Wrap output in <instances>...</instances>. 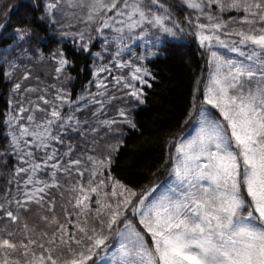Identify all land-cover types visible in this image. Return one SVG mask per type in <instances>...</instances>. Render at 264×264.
Masks as SVG:
<instances>
[{"label": "snow or ice", "instance_id": "1", "mask_svg": "<svg viewBox=\"0 0 264 264\" xmlns=\"http://www.w3.org/2000/svg\"><path fill=\"white\" fill-rule=\"evenodd\" d=\"M184 3L195 15L186 18L193 35L210 52L211 70L203 89L199 83L193 89L188 119L195 115L194 134L176 142L175 156L166 161L172 179L132 187L112 175L113 153L122 141L109 145L106 155H93L95 147L81 148L71 139L66 144L70 133L87 141L88 133L98 131L75 115L89 103L100 104L93 116L102 113L103 101L94 94L83 105L64 88L53 100L39 95L10 116V139L0 153V159L11 154L18 161L8 181L15 180V195L9 189L0 201V264H100L109 254L112 264H264V0ZM66 9L76 10L74 16L78 11L87 28L95 25L101 35L112 29L120 40L151 29L184 31L161 0H50L44 11L55 24ZM232 11L243 15L225 18ZM53 58L59 59V74L69 61L60 50ZM118 67L130 68V79L121 75L115 83L123 81L131 89L126 95L142 102L137 83L150 86L151 70L131 60ZM110 71L109 65L96 68L98 88L105 90L100 95L107 85L99 73ZM118 115L123 120L99 123L136 127L125 109ZM33 205L41 214L30 224Z\"/></svg>", "mask_w": 264, "mask_h": 264}, {"label": "trees", "instance_id": "2", "mask_svg": "<svg viewBox=\"0 0 264 264\" xmlns=\"http://www.w3.org/2000/svg\"><path fill=\"white\" fill-rule=\"evenodd\" d=\"M161 2L169 7L173 19L184 26V31L177 30L175 35L159 33L163 38L161 54L147 63L155 79L149 78L150 86L143 87V101L126 95L128 91L114 83L102 95L104 102L107 101L109 114L101 116V119L110 118L115 113L112 117L117 120V113L124 108L136 127L118 123L107 130L96 120L98 131L95 146L92 140L70 137L78 147L82 148L85 144L89 150L95 147L94 155H106L110 151L109 145L122 141L113 153L110 171L132 187L144 186L150 182L164 183L169 178V164L166 161L170 155L175 156L174 144L195 124V115L191 120L188 119L193 89L198 83L203 89V82L210 72V52L200 46L193 35L194 26H190L186 19L189 16L195 19L193 10L186 6L184 0ZM45 6L46 0H0V55L9 47H22L34 58L42 56L51 63L57 50H60L69 61L63 75L67 79L65 87L71 94V99L76 100L94 82L93 53L99 48L95 42L96 29H87L90 32L83 41L77 36L65 40L62 38L64 32L77 33L85 25L70 26L73 18L67 15V9L56 14L58 22L52 25L45 14ZM240 15L243 13L232 11L226 13L225 18ZM21 29L25 34L19 39ZM82 44H88L87 49L82 48ZM7 67L6 62L0 61V153L10 139L7 115L12 106L19 107L16 94L23 87L22 83L19 90L15 89L14 85L23 77L20 74L19 79L17 75L10 76ZM54 93L53 91L52 95ZM5 163L9 166L5 167ZM17 163L11 154L0 159V201L9 189L15 195L16 182L13 180L9 184L8 181L13 179L12 169ZM40 214L41 210L33 205L28 214L29 223L37 222Z\"/></svg>", "mask_w": 264, "mask_h": 264}, {"label": "rangeland", "instance_id": "3", "mask_svg": "<svg viewBox=\"0 0 264 264\" xmlns=\"http://www.w3.org/2000/svg\"><path fill=\"white\" fill-rule=\"evenodd\" d=\"M49 2L50 0H46V5ZM73 11L76 10H68L67 12V15L72 16L73 18L72 22L70 23V26L83 25V24L85 25V23L78 18L80 15L79 12L77 11V15L74 16L72 14ZM202 20H204V18H202ZM49 22H51L52 25L54 24L50 19ZM87 29L89 28L85 26L83 30H80L77 33L64 32L62 38H64L65 40L67 39L69 40L70 38L77 36L80 39L78 33L83 32L85 36L87 33L90 32V31H86ZM91 29H96V26L92 25ZM95 33H96L95 42L98 44L99 48L98 50H96V52L93 53L92 67L94 71V82L92 85L88 86V88L78 97V99L73 101H79L80 105H83L84 100H88V101L92 100V95H89V93H91L95 95L96 100L103 101V109H102V113L97 112V114L93 116V112H95L96 109L100 107V104L89 103L87 107H81L80 110L76 111L75 115L81 121H84L85 119L90 121V124L84 125V127H90V126L96 127V120H98V122L104 120H111L114 119L112 116L115 115L114 113L110 118L101 119V116L109 114V112H108V108L106 107L107 101L104 102V98L102 97V95L99 94L104 92L105 90L98 88L96 68L103 65L110 66L111 68L110 73L108 72L99 73V77L101 79H105V83L107 85V91H108L110 90L111 86H113L112 85L113 83L117 85L114 80L115 77L124 75L130 79V68L118 67L119 61L122 60L127 62L131 60L135 63H140L147 66L148 61L156 58L157 56H159V54H161V46L163 44V38L160 37V34L155 29H151L144 37H140L136 35L129 39L127 34H125L123 40L118 39L117 33H115L112 29H104L103 35H101L98 31H96ZM21 38L22 35L20 34L19 39ZM215 50L219 51L221 54L224 55H229L232 57L237 56V54L231 53L224 48H217ZM151 51H157V55L155 56L148 55V53ZM117 52L120 53L119 57L116 56ZM139 56H144L145 59L138 60L137 58ZM0 61L7 63L8 65L7 69L10 76L17 75L18 78L20 74L23 77L18 81L20 85L23 83L22 90L17 91L18 93L16 94L17 98L19 99V107L21 105H23L26 108L30 107L29 101L35 102L36 98L39 95H45L49 100H53L54 94L57 92L58 89L60 88L66 89L65 84L67 79L65 80V78H63V75L66 70L65 68L68 66V64L64 67V70L61 73L57 74L56 68L59 66L58 58L55 59L53 58V60L50 63L48 59L46 61L42 56H38L34 58L32 54L27 53L26 49L22 47H15V48L9 47L8 49L3 51L2 55H0ZM26 74L28 75L25 78ZM145 85H139L137 83V87L143 88ZM117 86L123 87V81L121 82L120 85ZM28 89H34V91H28ZM45 89H47V91H45ZM123 89L125 91L127 90L128 93L131 91V89L126 87H123ZM53 91L55 93L52 95ZM81 97H83L84 99H80ZM40 103L43 105L42 101ZM19 107L12 106L11 110L7 115V125L9 124V118L11 115H20V113H18L17 111ZM73 107L75 108L76 106L73 105ZM62 111L68 112V106L65 105ZM24 115H27V113H24ZM42 115H43L42 113L37 112L38 117ZM121 120H123V117H120L118 115L117 121H121ZM99 125L106 127L107 130L110 129L104 124L99 123ZM195 127L196 125L194 124L191 130L182 138L187 139L189 135L194 134ZM87 135H88V140L95 139L96 141V132H90ZM72 136L76 137L77 134L73 132L70 133V135L66 136V144L67 141ZM180 140L181 139H179L178 142ZM57 146L60 147L59 145ZM94 153H96V149ZM170 179H172V177L169 176V178L165 181V183L168 182ZM21 187H23L22 184ZM118 246H119L118 244L115 245V247ZM113 259L114 258L111 256V254H109L108 256L104 257V260L101 262V264H112Z\"/></svg>", "mask_w": 264, "mask_h": 264}]
</instances>
